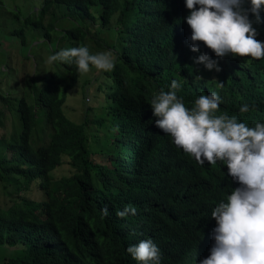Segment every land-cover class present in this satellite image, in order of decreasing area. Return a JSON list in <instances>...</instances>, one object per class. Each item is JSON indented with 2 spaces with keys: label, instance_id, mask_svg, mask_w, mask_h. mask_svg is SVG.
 Here are the masks:
<instances>
[{
  "label": "trees",
  "instance_id": "trees-1",
  "mask_svg": "<svg viewBox=\"0 0 264 264\" xmlns=\"http://www.w3.org/2000/svg\"><path fill=\"white\" fill-rule=\"evenodd\" d=\"M52 6H63L72 25L60 30L44 24ZM244 7H250L248 0ZM189 14L185 0H43L37 20L24 19L44 28L48 41L51 31L59 32L55 53L86 46L96 54L91 44L113 55L114 68L103 71L104 88H96L104 112L92 121L103 131L94 142L108 161L91 158L85 130L91 109L83 110L79 123L64 113L67 92L81 73L74 63L61 61L41 88L29 83L33 102L17 90L19 83V94H0L8 114L16 111L12 120L19 119V128L6 126L0 115V245L21 252L3 264H141L126 249L146 239L160 249V264H175L197 240L216 191L227 189L224 168L219 161L200 164L178 148L155 126L151 100L170 91L175 79L181 82L176 95L189 109L214 91L221 97L214 115L254 127L264 123V59L217 57L203 42L199 52L191 51ZM249 18L264 42V22L251 13ZM202 53L221 71L195 64ZM245 104L250 110L241 113ZM39 129L44 137L37 144ZM64 160L71 174L54 179L51 169ZM37 179L41 201L24 194ZM106 206L109 214L102 217ZM125 207H134L135 214L118 217Z\"/></svg>",
  "mask_w": 264,
  "mask_h": 264
},
{
  "label": "clouds",
  "instance_id": "clouds-1",
  "mask_svg": "<svg viewBox=\"0 0 264 264\" xmlns=\"http://www.w3.org/2000/svg\"><path fill=\"white\" fill-rule=\"evenodd\" d=\"M248 2L250 7L245 8V0H185L190 10L185 19L191 28V51L199 52L198 42H203L217 57L231 54L264 59V42L258 40L262 36L249 18L251 13L257 23L264 22V0ZM55 61L74 63L81 73H87L89 65L103 71L114 68L110 52L90 54L86 46L61 49L47 59L49 64ZM194 63L203 64L209 71H221L218 62L207 53L194 58ZM180 88L181 82L174 79L170 91L161 90L152 98L155 126L198 163L215 165L219 161L227 189H213L219 196L210 204L197 240L178 255L175 264H264V123L249 127L235 116L214 115L221 100L214 91L199 96L189 109L176 95ZM251 107L254 109L255 105ZM249 110L248 104L240 108L241 113ZM39 184L37 179L29 187H37L43 194L42 199L29 195L35 201L45 198ZM129 212L135 214L136 209L125 207L117 216L123 218ZM108 214L106 206L102 217ZM126 251L141 264H160V249L151 239L140 240Z\"/></svg>",
  "mask_w": 264,
  "mask_h": 264
},
{
  "label": "rangeland",
  "instance_id": "rangeland-1",
  "mask_svg": "<svg viewBox=\"0 0 264 264\" xmlns=\"http://www.w3.org/2000/svg\"><path fill=\"white\" fill-rule=\"evenodd\" d=\"M42 5L43 0H0L1 95L19 94L16 92L18 90L20 94H22V92L23 94L25 93L29 102H33L34 97L31 93L33 88L30 87L29 83L31 84L33 81L34 84H37L36 87L41 88L50 73L59 70L61 67V61H55L50 64L47 63L48 57L56 54L52 49L58 45V38L55 39V37L59 32H50V44L43 36L45 32L44 28L33 27L30 22L27 21L25 23L24 21L27 17L33 18L34 21L37 20V13ZM65 15L66 10L63 6H52L49 12L47 11L44 13L43 23L47 24L48 22H52L56 25V28H60L61 30L72 25V22L68 20V15ZM95 23L94 25L97 26V21ZM67 46L68 43L65 44V47ZM88 46L96 54L107 52L105 48L98 50L96 46H91V44H88ZM104 74L105 72H103V70H97L94 66H90L87 73H80L75 86L67 92L66 101L63 105L64 113L76 123L80 122L78 120H83L82 112L85 108L91 109L86 113L87 124L85 130L89 138V149L94 152L91 158L93 161L100 163H106L108 158L98 152L99 149L94 139L97 135H103V131L92 121L96 119L97 116L100 117L104 112L103 96H99L96 90L97 86L100 84L104 88L107 78ZM30 78H32V80ZM16 83H19L17 90L15 87ZM20 89H22V91H20ZM86 97L89 98L88 102L85 101ZM4 106V102H0V111L7 114L4 116V114L0 113L1 120L4 121L3 124L9 126L11 123H14V125L19 128V119L12 120L14 119L13 116L17 115L16 111L11 108V110H9L11 111L9 115ZM40 112L43 115L44 109H41ZM12 129L13 127H10L9 131ZM38 131L37 138H35L37 144H39L44 137L43 131L41 129ZM34 145L36 144L34 143ZM71 172L69 165L64 162L54 171H51V174L53 173L54 177L59 178L61 176L70 175ZM27 191L29 192L24 194L28 195V197L34 196L37 199L43 198L42 192L37 189V187ZM19 255H21L20 251H12L9 249L8 245H0V264H3L4 259L9 256Z\"/></svg>",
  "mask_w": 264,
  "mask_h": 264
}]
</instances>
